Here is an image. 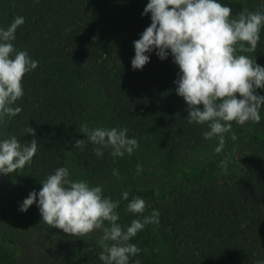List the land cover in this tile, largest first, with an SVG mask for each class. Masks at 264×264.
I'll use <instances>...</instances> for the list:
<instances>
[{"label": "trees", "instance_id": "16d2710c", "mask_svg": "<svg viewBox=\"0 0 264 264\" xmlns=\"http://www.w3.org/2000/svg\"><path fill=\"white\" fill-rule=\"evenodd\" d=\"M148 0H0V28H7L15 17L24 24L15 33L17 50L26 51L38 66L23 79L24 96L16 106L22 111L5 118L4 137L16 136L22 144L35 138L36 155L43 172L68 167L64 152L75 150L74 165L89 177L106 178L113 169L124 170L117 157L105 149L98 158L93 144L84 150L74 142L84 138L80 132L87 91L95 89L104 100L110 119L127 134L155 144L166 154H183L201 145L203 132L187 122V105L175 89L179 68L171 54L164 60L156 50L145 53L149 62L134 70V41L151 24L150 13L143 15ZM249 11H264V0H249ZM264 67V28L254 53ZM264 96V89H257ZM264 121V107L260 111ZM251 122L232 124V132L245 133ZM35 129V137L24 133ZM74 137H77L75 139ZM247 143L261 156L244 166L234 178L215 184L194 183L172 188L145 210L159 212V223L145 226L130 243L141 252L130 264H257L264 261V135L247 132ZM119 171V172H120ZM36 164L26 166L24 177L35 180L49 173ZM141 195V194H137ZM132 194L129 193V201ZM133 219L125 218L126 226ZM125 226V227H126ZM160 236L166 259L156 261L150 249L152 231ZM147 242V244H146ZM100 252L80 249L75 264H103ZM6 259V260H5ZM0 253V264L8 261Z\"/></svg>", "mask_w": 264, "mask_h": 264}, {"label": "clouds", "instance_id": "9594fccd", "mask_svg": "<svg viewBox=\"0 0 264 264\" xmlns=\"http://www.w3.org/2000/svg\"><path fill=\"white\" fill-rule=\"evenodd\" d=\"M149 13L150 26L133 42L132 68L142 69L149 62L145 53L153 50L161 60L171 54L179 68L175 91L187 105V122L207 125L203 138H218L214 151L220 154L225 148V134L231 133L233 141L237 139L233 123L243 126L261 122L264 96L257 95L256 90L264 89V67L241 53L256 51L264 28V11L244 9L233 15L220 0H148L142 16ZM24 22L23 17H15L6 29L0 28V124L22 111L16 104L24 96L23 79L38 66V61L26 51L17 50L13 43L17 28ZM23 132L35 137V129L30 126ZM80 132L85 138L76 140L73 147L83 151L90 142L96 146L93 150L98 158L105 149H111L110 155L115 158L131 155L139 147L135 138H128L127 128H89L83 123ZM37 151L35 138L28 144L14 135L0 140V174H13L31 165ZM221 166L227 170L226 158ZM142 171L143 166L138 164L137 174ZM112 175L120 177L117 169ZM40 183V191H31L19 210L26 212L37 203L44 223L73 237L100 232L99 259L103 264H130V258L141 252L131 239L146 225L159 223V212L153 210L145 216V200L134 196L127 203V211L142 218L122 226L117 222L119 201L106 197L101 185L71 179L66 166ZM121 198L128 200L129 192L124 191Z\"/></svg>", "mask_w": 264, "mask_h": 264}, {"label": "rangeland", "instance_id": "374dc122", "mask_svg": "<svg viewBox=\"0 0 264 264\" xmlns=\"http://www.w3.org/2000/svg\"><path fill=\"white\" fill-rule=\"evenodd\" d=\"M220 2L230 7L233 10V15L244 9L249 11L250 8L249 0H220ZM241 54L248 55V53ZM83 123H87L89 128L118 127L110 119L104 106V100L95 89L87 91L85 112L81 118V124ZM197 126L202 132L208 130L207 125ZM250 126H252L250 131L245 130V133L236 134L235 141L231 139V133L225 134L226 144L220 154H216L214 151L218 145V138L204 139L200 146L186 153L169 155L161 151L155 144L127 134L128 138H135L138 141L139 147L131 155L125 154L123 157H117L122 159L119 160V163L124 164L125 170L118 169L120 171L119 179L113 175L106 178L89 177L74 165L75 150L73 149L66 150L64 156L70 164L71 179H83L92 186L101 185L106 197L119 201L117 212L120 218L117 222L125 227V218L142 217L134 216L127 211L126 206L129 199L121 198L124 191L132 194L130 200L134 196L141 198L145 194L149 196L152 191L155 196L168 195L169 192L174 191H171L172 188L178 189L194 183L210 185V183L215 184L223 179L234 178L244 166L257 160L261 156V151L250 146L245 136H247V132H258L264 135L262 117L259 124L251 122ZM82 135L84 136L83 133ZM4 138L6 137L3 135V124H0V140ZM74 138L77 139V137ZM89 144L92 143L87 142V146ZM108 150L111 151V149ZM225 158L227 170L221 166V161ZM32 163L36 164L38 170L43 172L39 166L42 162L38 154L33 157ZM138 164L143 166V171L139 175L136 172ZM57 168L53 169V172L43 173L53 174ZM25 169L26 167L9 175L0 174V253H3L8 261L11 258L15 260L14 264H75L78 251L84 247L101 252L102 249L98 245L100 232L79 238L73 237L44 223L37 203L30 206L26 212L19 210L22 201L31 191L35 190L37 193L40 191V182L48 176H41L39 180L24 177ZM144 200L147 205L146 210L155 206L156 200ZM144 215L147 216L146 213ZM151 231L152 236L148 242L152 250L151 256L154 254L156 257L153 256V258L157 262L163 261L166 259L164 244L160 236H156L155 231ZM3 264L12 263L3 261Z\"/></svg>", "mask_w": 264, "mask_h": 264}]
</instances>
